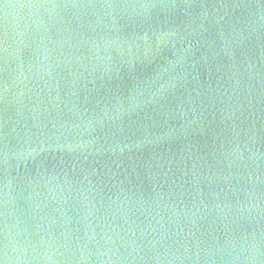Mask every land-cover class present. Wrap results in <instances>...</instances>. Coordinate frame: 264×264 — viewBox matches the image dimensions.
<instances>
[{
    "label": "water",
    "instance_id": "water-1",
    "mask_svg": "<svg viewBox=\"0 0 264 264\" xmlns=\"http://www.w3.org/2000/svg\"><path fill=\"white\" fill-rule=\"evenodd\" d=\"M0 264H264V0H0Z\"/></svg>",
    "mask_w": 264,
    "mask_h": 264
}]
</instances>
